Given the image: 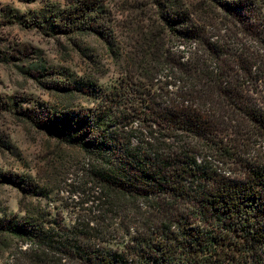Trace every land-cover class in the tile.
Returning <instances> with one entry per match:
<instances>
[{
    "label": "trees",
    "instance_id": "trees-1",
    "mask_svg": "<svg viewBox=\"0 0 264 264\" xmlns=\"http://www.w3.org/2000/svg\"><path fill=\"white\" fill-rule=\"evenodd\" d=\"M48 9L55 32L115 44L106 0ZM134 9L124 78L97 104L20 105L58 142L49 175L68 176L71 222L32 201L50 195V181L0 174L23 193L24 213L0 218V251L11 264H264V0ZM44 63L31 75L64 97L83 93Z\"/></svg>",
    "mask_w": 264,
    "mask_h": 264
},
{
    "label": "rangeland",
    "instance_id": "rangeland-1",
    "mask_svg": "<svg viewBox=\"0 0 264 264\" xmlns=\"http://www.w3.org/2000/svg\"><path fill=\"white\" fill-rule=\"evenodd\" d=\"M66 1L0 0V174H14L40 185L50 181V195L32 201L40 202L42 209L52 211L54 216L63 211L69 224L71 213L64 207L69 201L65 179L68 176L61 168H57V175H49L54 170L49 162L59 151L58 142L17 111L20 105L25 109L36 103L78 110L97 104L96 94L111 90L124 78V53L135 43L132 38H137L138 22L132 23L138 19L134 6L144 0H106L113 19L112 48L99 36L60 34L45 23L49 6L60 8ZM40 59L45 60V66L58 71V80L63 83H82L83 93L64 97L53 90L54 85H46L50 79L38 77L37 73L31 75V65ZM79 156L78 151L72 152L67 160L74 161ZM22 197L16 185L0 178V218H22ZM11 263L9 252L0 251V264Z\"/></svg>",
    "mask_w": 264,
    "mask_h": 264
}]
</instances>
